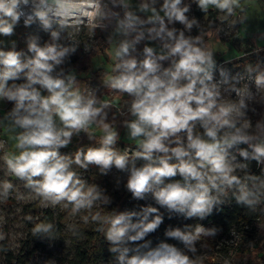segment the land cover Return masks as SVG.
Listing matches in <instances>:
<instances>
[{
	"label": "clouds",
	"instance_id": "obj_1",
	"mask_svg": "<svg viewBox=\"0 0 264 264\" xmlns=\"http://www.w3.org/2000/svg\"><path fill=\"white\" fill-rule=\"evenodd\" d=\"M192 3L204 15L212 9L222 13L223 20L241 7V0H139L135 8L132 0H112L113 9L121 11L103 13L101 0H53L57 17L79 12L94 28L97 18L115 19L113 31L120 40L102 84L128 97L125 109L101 99L95 89L82 88L75 73L65 71L62 66L76 49L59 44L57 31L43 46L39 37H29L30 55L17 51L15 42L8 50L0 47V101L12 105L2 122L14 133L17 149L5 156L8 172L41 207L62 205L74 215L84 213V221L103 233L115 264H204L200 249L208 248L204 241L220 229L198 221L211 216L229 194L237 205L264 215V118L253 124L247 114L246 100L254 98L248 83L240 85L223 71L216 79L214 52L200 21L188 15ZM28 6L29 0H0V36L15 34ZM34 14L45 30L51 27L45 11ZM247 71L264 95V69L256 65ZM92 127L102 129V135L97 137ZM120 128L135 142L122 150ZM82 133L90 144L61 151ZM251 162L259 174L251 171ZM90 166L101 175L113 168L126 173L125 187L134 199L150 194L170 217L197 222L170 226L167 239L153 244L147 237L163 222L159 209L102 211L112 198L76 171ZM13 187L3 182L0 197L7 199ZM52 227L38 223L33 234Z\"/></svg>",
	"mask_w": 264,
	"mask_h": 264
},
{
	"label": "rangeland",
	"instance_id": "obj_2",
	"mask_svg": "<svg viewBox=\"0 0 264 264\" xmlns=\"http://www.w3.org/2000/svg\"><path fill=\"white\" fill-rule=\"evenodd\" d=\"M82 2V0H77ZM189 2V0H186ZM139 0H132V7L135 8ZM87 10V9H85ZM232 16L229 22L223 20V14L214 12L213 21L208 20L207 15L199 19L201 31L205 33V41L207 47L214 52V58L217 61L216 79H222L220 72L226 73L229 78L237 77L240 85L248 83L252 87L254 98L246 100L248 105L247 114L253 124L257 120L264 118V95L257 92L252 85V77L247 69L249 66L255 67L259 65L264 69V0H241V7ZM101 11L110 13L113 11H121L113 9L112 0H101ZM189 17H193V11L188 13ZM74 18V19H73ZM51 27L44 29L41 20L35 19L29 26H25L20 22L15 29V34L10 37L0 36V47L5 50L10 49L15 42L17 51L27 52V39L31 36L39 37V44L43 46L45 43H51V32L59 33L58 43L63 46L75 47L76 51L71 54L66 61L64 67L66 72H74L77 81L82 88H92L97 90V95L103 100L112 101L121 109H125L128 97L121 96L110 89L103 86L102 80L110 73L114 61L115 44L119 42L120 37L114 33L115 19L97 18L95 23L99 27L94 28L82 17L79 12L75 17L47 18ZM223 20V22H222ZM56 21H59L56 22ZM214 22V25H211ZM180 28L181 25L177 24ZM192 35L197 34V29H192ZM105 39L101 43L100 48L93 50L97 44V36ZM144 45H139L142 50ZM94 52V56L90 57V53ZM99 52V53H98ZM101 52V53H100ZM101 70L105 73L101 79H96L93 74ZM255 73L252 74L254 76ZM235 98V93H232ZM9 105L7 101H0V185L7 181L13 184V190L7 199L0 197V264L4 259L3 249L8 248L15 254H18L22 248L32 251V256L28 264H73L74 256L80 244L82 237L78 224L84 223V213L74 215L71 213L65 223L58 225L59 218L66 210L62 205L41 207V210H51L53 213V227L48 233H36L33 238L31 234V222L34 217L32 204L37 200L23 185V182L14 177L7 170L4 163L5 156H11L17 149L15 147L14 133L9 129L6 122H2L6 115V108ZM115 111V109H114ZM96 136L102 135V129L98 127L90 128ZM120 131V141L118 147L122 150L134 141L128 139L126 130ZM89 142L85 138L76 137L71 145L62 149L63 153L74 152L79 146L88 145ZM81 172L89 183H96L106 190V193L112 198L119 196L122 192V184L127 180V174L113 168L107 175H101L98 168L90 166L87 171L76 169ZM19 196V198H17ZM231 201V195L224 199V203L217 205L226 207ZM147 206H155V201L149 194L145 199ZM112 205L109 204L108 206ZM130 211V203L121 204L120 211ZM31 217V219H28ZM260 220L257 225V248H252L251 259L253 264H262L264 262V215L260 214ZM204 221H198L204 225ZM197 221H194V223ZM207 227V225H204ZM212 239V238H211ZM209 237L204 241L208 244V248L200 249V253L204 257V264H225L227 258L217 253L216 247L209 245ZM236 240H233V248ZM199 247V245H198ZM233 256V253H231ZM260 258L261 261H256ZM229 264L231 260H228ZM96 264H115V254L105 253L97 257Z\"/></svg>",
	"mask_w": 264,
	"mask_h": 264
},
{
	"label": "trees",
	"instance_id": "obj_3",
	"mask_svg": "<svg viewBox=\"0 0 264 264\" xmlns=\"http://www.w3.org/2000/svg\"><path fill=\"white\" fill-rule=\"evenodd\" d=\"M192 11L194 16L198 20L205 16L194 3H192ZM214 12L215 10L212 9L206 14L208 20L210 21L214 20L215 18ZM232 16L224 21L229 22ZM213 23L214 22H212L211 25H214ZM96 38H97V44L94 47H92L93 50L99 49L101 43L105 42V39L102 36L101 37L97 36ZM93 53L94 52L90 53V57L94 56ZM102 76H105V73H103L101 70L93 74V77L96 79H101ZM11 107L12 105L11 103H9V105L6 108V111H8ZM79 137L81 138L83 137L86 140H88L87 136L84 135L83 133ZM88 142L89 144L91 143L89 140ZM250 168L253 173L259 174L260 168L257 167L255 162H251ZM176 179H179V177H176ZM125 185L126 182L122 184V192L119 196L115 197V199L112 201V205L107 206V208L102 209V211L108 212L113 209L120 211L121 204L124 202L130 203V211H139L142 207L147 206L145 203V199L144 200L134 199L132 197V194L126 189ZM30 207L32 208L34 214V217L31 222V234H30V237L33 238L34 227L36 224L43 222V223H50L53 225V213L51 212V210L48 209L41 210L39 201L32 204ZM154 207L158 208L160 213L163 215V222L155 232L150 233L149 236L147 237V239L151 240L153 244L161 240L167 239L165 237V231L170 226L183 227L184 224L194 223V220H185L183 217L177 216L176 214H172V216L170 217L169 213L164 208H161L158 204H156V202ZM71 213L72 212L70 209H66L59 218L58 225L61 226L63 223H65ZM259 216H260L259 212H255V213L250 212L247 208L237 205L235 200L232 198L228 206L226 207L217 206L216 208L213 209L212 215L206 218L204 221V225H207V227L216 226L218 229H220L214 237H209V239L212 238L209 242V245L214 247L219 242H221V245L217 250V253L222 256H225L227 258V261L230 259L231 260L230 264H253L251 260V249L257 248L258 246L257 244L258 240L256 236L257 234L254 231L247 232L246 230H244V227L245 226L255 227L257 224L255 220ZM78 227L79 230L81 231L82 237L80 238V244L75 253L73 264H96L97 257L99 255L110 253L108 250L109 247L108 242L104 239L103 233L96 230L97 226L95 224L91 222H86V224L79 223ZM232 230L237 231L241 234V239L237 242V246H239L238 251L236 252H234V250L231 251L233 252V256L231 255V252H229V249L230 247H232V244L229 243L227 244L221 241L222 239L226 240L227 235ZM168 242L174 244L177 243L174 240H168ZM3 253H4V259L1 262V264H28L32 256V251H29L26 248H22L18 254H15L8 248H5L3 249Z\"/></svg>",
	"mask_w": 264,
	"mask_h": 264
},
{
	"label": "built area",
	"instance_id": "obj_4",
	"mask_svg": "<svg viewBox=\"0 0 264 264\" xmlns=\"http://www.w3.org/2000/svg\"><path fill=\"white\" fill-rule=\"evenodd\" d=\"M48 1V0H47ZM43 5H41V4H39L38 3V0H29V6L28 7H25L26 9L27 8H35V9H38V8H40V7H42ZM24 9V8H23ZM20 22H23L24 23V25H25V21H23V18H21V21ZM260 216L259 217H257L256 218V222L258 223V221L260 220ZM244 230H246L247 232H251V231H254L256 234H257V232L259 231V228H258V225L256 224V226L255 227H252V226H245L244 227ZM225 238V237H224ZM241 239V234L239 233V232H237V231H234V230H232L228 235H227V239L226 240H224V239H222L221 241L222 242H224V243H229V244H232V246H233V240H236V242H235V247L234 248H231L230 247V249H229V252H231L232 250H234V252H236V251H238V249H239V246H237V242L239 241ZM220 245H221V242H219L215 247H216V249L218 250L219 249V247H220ZM251 252H252V249H251ZM231 253H233V252H231ZM252 260V259H251ZM256 261H261V259L260 258H257L256 259ZM252 263H253V261H252ZM262 263H264V262H262Z\"/></svg>",
	"mask_w": 264,
	"mask_h": 264
},
{
	"label": "bare ground",
	"instance_id": "obj_5",
	"mask_svg": "<svg viewBox=\"0 0 264 264\" xmlns=\"http://www.w3.org/2000/svg\"><path fill=\"white\" fill-rule=\"evenodd\" d=\"M38 9L46 12V18H51V19L57 18V20H61L60 19L61 17H57V16L54 15L55 6L51 2H48L47 1V4L43 5L42 7L38 8ZM35 10H37V9H35V8H27V9L24 8L23 9L24 15L22 16L23 21L28 20V21L34 22L35 19H37L35 17V14H34L35 13ZM31 22H29V24ZM56 22L59 23V21H56Z\"/></svg>",
	"mask_w": 264,
	"mask_h": 264
},
{
	"label": "water",
	"instance_id": "obj_6",
	"mask_svg": "<svg viewBox=\"0 0 264 264\" xmlns=\"http://www.w3.org/2000/svg\"><path fill=\"white\" fill-rule=\"evenodd\" d=\"M48 2H51V3H53V0H48Z\"/></svg>",
	"mask_w": 264,
	"mask_h": 264
}]
</instances>
